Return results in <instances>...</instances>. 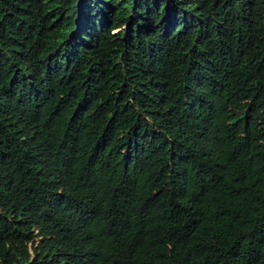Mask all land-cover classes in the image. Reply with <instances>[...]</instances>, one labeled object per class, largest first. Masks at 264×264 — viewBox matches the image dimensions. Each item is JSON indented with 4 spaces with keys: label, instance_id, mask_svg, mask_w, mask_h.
Returning a JSON list of instances; mask_svg holds the SVG:
<instances>
[{
    "label": "trees",
    "instance_id": "16d2710c",
    "mask_svg": "<svg viewBox=\"0 0 264 264\" xmlns=\"http://www.w3.org/2000/svg\"><path fill=\"white\" fill-rule=\"evenodd\" d=\"M0 264H264V0H0Z\"/></svg>",
    "mask_w": 264,
    "mask_h": 264
}]
</instances>
